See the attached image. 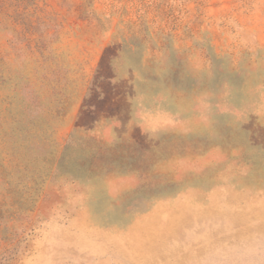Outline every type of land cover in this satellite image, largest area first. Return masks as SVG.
Returning <instances> with one entry per match:
<instances>
[{"label": "rangeland", "instance_id": "rangeland-1", "mask_svg": "<svg viewBox=\"0 0 264 264\" xmlns=\"http://www.w3.org/2000/svg\"><path fill=\"white\" fill-rule=\"evenodd\" d=\"M0 264H264V0H0Z\"/></svg>", "mask_w": 264, "mask_h": 264}, {"label": "crops", "instance_id": "crops-1", "mask_svg": "<svg viewBox=\"0 0 264 264\" xmlns=\"http://www.w3.org/2000/svg\"><path fill=\"white\" fill-rule=\"evenodd\" d=\"M80 111V108L77 109V111ZM76 111V112H77ZM76 112H75V115L74 116H68V126H71L72 124H74V122L78 119L76 116ZM124 124V123H123ZM119 126H122V124H120L119 122H108V129H109V132L112 133L113 131H116V128H118Z\"/></svg>", "mask_w": 264, "mask_h": 264}]
</instances>
